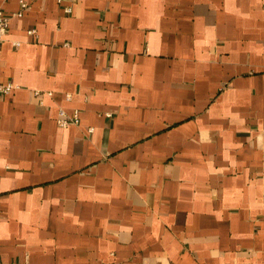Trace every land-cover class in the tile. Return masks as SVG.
<instances>
[{"label":"crops","instance_id":"0c3cea01","mask_svg":"<svg viewBox=\"0 0 264 264\" xmlns=\"http://www.w3.org/2000/svg\"><path fill=\"white\" fill-rule=\"evenodd\" d=\"M26 1L0 0V264H264V0Z\"/></svg>","mask_w":264,"mask_h":264},{"label":"built area","instance_id":"2783aa9c","mask_svg":"<svg viewBox=\"0 0 264 264\" xmlns=\"http://www.w3.org/2000/svg\"><path fill=\"white\" fill-rule=\"evenodd\" d=\"M6 2L7 0H2ZM58 4H61L62 0H56ZM20 11L13 14L15 17H21L23 11L28 7V2L26 0H18ZM65 14L71 13V7H64L63 9ZM12 18V16H9L4 13L3 9L0 8V45L5 41V37L7 34L9 21ZM28 35L32 36L35 34L34 30H28ZM19 43H13L14 46H17ZM16 87L12 84H6V85H0V95H7L15 89ZM56 123L61 128H66L69 126H77L79 124V117L78 113L74 112L72 115H68L63 109H59L58 111V118L56 120ZM88 133L92 132V129H88ZM12 264H19V263H12Z\"/></svg>","mask_w":264,"mask_h":264}]
</instances>
